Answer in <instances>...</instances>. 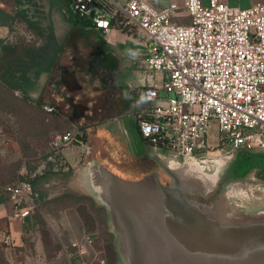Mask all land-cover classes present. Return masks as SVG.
Segmentation results:
<instances>
[{"label": "built area", "instance_id": "1", "mask_svg": "<svg viewBox=\"0 0 264 264\" xmlns=\"http://www.w3.org/2000/svg\"><path fill=\"white\" fill-rule=\"evenodd\" d=\"M68 8L79 26L103 38L112 29L137 38L145 51L146 79L154 73L163 76L140 89L137 128L148 144L180 157L264 150V2L238 9L220 0H183L181 7L170 2L161 8L147 0H69ZM180 9L187 22L175 20ZM3 34L8 31L0 28ZM212 123L214 146L208 143ZM82 138L72 125L52 133L48 147L60 155L63 147L82 144ZM0 141L7 145L10 139L0 133ZM21 177L6 184L3 193L12 218L23 221L34 202L31 185ZM92 243L83 234L71 246L83 257Z\"/></svg>", "mask_w": 264, "mask_h": 264}, {"label": "rangeland", "instance_id": "2", "mask_svg": "<svg viewBox=\"0 0 264 264\" xmlns=\"http://www.w3.org/2000/svg\"><path fill=\"white\" fill-rule=\"evenodd\" d=\"M2 1L9 6L12 14L11 22L7 26L8 35L0 36V50L3 45H11L15 46V52L0 61V73L9 67L11 70L18 69L17 75L26 70L27 77L35 83L38 95L34 99L32 93L28 91L23 96L21 92L8 90L0 84V133H15L17 132L15 127L18 128L20 135L17 141L20 152L18 164L25 167V181L35 182L34 207L31 215L38 225L37 232L45 254L44 259L41 258L34 240L30 237L25 239L21 247L6 246L4 253L7 264H47L59 250L75 252L71 246L75 240L66 243L60 234L61 231L53 228L49 223L50 217L55 218L61 215L59 211L66 208L75 209L84 222L85 230L94 231L98 236L95 247L101 251L100 257L95 258V261H91V258L89 260L91 251H93L92 243L89 249L90 253L79 258L88 259L92 264H118L105 210L97 206L79 189L76 184V163L72 167L67 166L62 159L55 158V155L49 150V137L52 132L59 129L57 123L47 120L41 106L42 101L52 95L50 83L57 76L59 69H76L83 89L78 96L93 107L92 112L96 115L95 122L108 120L101 127L120 141L127 139L133 141L138 139L139 141L133 113L135 105L140 101L133 99L134 104L132 102L129 105L124 104L130 96L126 91L125 82H131L134 72L123 62L120 74L122 88H112L105 72L100 67L90 65L99 47L105 46L97 36L90 31H81L71 24L69 28L63 29L58 42L50 38L49 27L53 30L54 23L55 27L61 29V25H63L58 20L52 21V15L59 12L60 21L66 22L68 19L66 11L63 12L64 7L61 6L62 0ZM16 11L38 23L42 30V37L37 36L33 31H28L24 23L15 16ZM117 48L132 54L136 59L144 56V48L138 39L132 36L123 35L118 39ZM32 55L33 57L30 58ZM125 60L126 58H124ZM37 73L39 75H36ZM62 108L61 112L70 115L64 106ZM70 118L78 127L86 129L88 141L85 148L93 147L96 151L100 145V137L95 131V124L86 123L75 115ZM67 126L70 127L69 124ZM215 132L216 123H212L208 130V143L211 146L217 143ZM140 144L146 152L151 151L148 144L143 141H140ZM84 151L85 149L81 155L82 161L78 166L84 165L89 159L85 156ZM247 153L264 155V150H253ZM214 155L218 156L219 152ZM234 156V159L241 158L242 151H236ZM158 170L160 171V169ZM119 171L128 177L125 179L137 180L155 170L149 164L135 162L131 167H125ZM159 177L162 182L168 181L162 172L159 173ZM240 183L243 184L246 193V187L264 189V179L258 178L253 169L242 177Z\"/></svg>", "mask_w": 264, "mask_h": 264}, {"label": "water", "instance_id": "3", "mask_svg": "<svg viewBox=\"0 0 264 264\" xmlns=\"http://www.w3.org/2000/svg\"><path fill=\"white\" fill-rule=\"evenodd\" d=\"M148 145L167 182L157 171L128 180L94 158L76 170L79 189L106 212L118 264H264V189L235 194L237 150L180 157Z\"/></svg>", "mask_w": 264, "mask_h": 264}, {"label": "crops", "instance_id": "4", "mask_svg": "<svg viewBox=\"0 0 264 264\" xmlns=\"http://www.w3.org/2000/svg\"><path fill=\"white\" fill-rule=\"evenodd\" d=\"M182 1L183 0H147V2L155 8L167 6L170 2H173L179 7H181ZM220 1L238 9H247L254 4L264 2V0ZM203 2L204 4H206L208 0H203ZM68 5L69 0H62L61 6L62 8L64 7L63 12L66 11V14L68 16L66 22L60 21L58 15L59 12H56L55 15H52V21L58 20L59 22H61V24H63L61 25V29L55 27L54 23L53 30L50 27L53 33V40H57L58 42L63 29L69 28L71 24L80 29L81 31L84 30L92 32L105 44L107 48L113 51V54L118 59L121 60V66L118 71L120 85H122L120 74L123 62H125V65L127 67L133 70L134 78L131 79V82H125L126 91L128 92V94L131 93V90H140L142 85L144 84H155L158 83L160 79H162L163 76L160 73H154L152 74V77L148 76V79H146V74L144 73L142 64V60L145 57V51L143 57L136 59L132 56V54H129L128 52L124 50H119L117 48L118 39H120L123 35H130L121 32L117 29H112L109 34L105 38H103L96 31L83 29L81 26H79L75 18L70 14ZM11 14L12 13L9 6H7L2 0H0V28H2L3 31L7 30V26L11 22ZM175 17V20L178 22L184 23L188 21L186 13L182 9L175 13ZM124 58H126L125 61ZM81 86L82 85L77 77V71L73 68H60L57 76L50 83L52 95L45 98V101H42L43 104L41 107L49 106L54 109V111L51 113H46L43 109L42 112L46 114L47 120L54 121L55 123H57V127L59 130L55 132L65 131L69 129L72 125L77 126L76 124H74V122H72L70 117L74 115L73 110L71 111L72 107H75L74 99L79 96L75 94L70 96L65 95L64 89H68V92H74L81 89ZM30 93H32V95L34 96V99L37 98L38 93L36 89L30 91ZM61 98H63V100H65L66 103H68L70 106L68 104V107L64 106V102L61 101ZM133 99H137L140 101L137 105H135L136 107L134 111L137 112L141 107H143L141 95L133 94V96H129L124 103L125 105H129L130 102L134 104ZM62 106L67 109L70 115L64 114L63 111L61 112L60 109L63 110ZM80 107L83 108V106ZM67 124L70 125L69 128ZM15 128L18 131V128ZM105 131L106 130L100 131L98 133V136L100 137V145L98 146V149L94 151L91 156L88 157V160L93 158L97 159L115 174L120 169H123L125 167L129 168L134 165L135 161H133L127 153L128 150L126 151L125 149H123L118 143V141H115L113 139L114 136L112 134V136L108 135ZM16 137L17 134L11 132L10 134H7V138L10 139L7 145L2 144L0 141V241H3L8 246L10 245L12 247H21L23 246L25 239L27 240L31 237V239L35 242L36 249L40 252L41 258L43 257L44 259L45 254L42 250V243L37 232L38 225L36 223V220L32 215L28 216L23 221L12 218L11 204L7 201L3 193V187L6 184L15 181L20 174H22L21 178L24 179V174H26L25 167L23 165L19 166L18 164L20 159V152ZM138 138L139 141L138 139L136 141L127 139L125 141H122L121 143L125 148L129 149L131 152H141L147 155V152L140 144V141H143L146 144L148 143L142 139L139 132ZM87 139L88 138H86V141L82 142V144L69 145L63 147L59 151L61 157L60 159H62V161L67 164V166L72 167V165L76 163L75 166L79 167L78 165L82 161L81 155L83 150L85 149L84 154L86 153V150H88L87 148H85V144L88 141ZM59 212L61 213V215L55 218L50 217L49 223L52 225L53 228H57L59 231H61L60 234H62V236L64 237V241H66V243H70L73 240L80 239L83 234H87L93 240V251H91L89 260L91 258V261H93L95 258L100 257L101 251L95 247V245L97 244L98 236L94 231L85 230L84 222L81 216L77 214L75 209L66 208L64 210H60ZM89 253L90 251L88 252V254ZM91 261H88V259L82 260L71 250H59L56 256L49 260L47 264H92Z\"/></svg>", "mask_w": 264, "mask_h": 264}, {"label": "flooded vegetation", "instance_id": "5", "mask_svg": "<svg viewBox=\"0 0 264 264\" xmlns=\"http://www.w3.org/2000/svg\"><path fill=\"white\" fill-rule=\"evenodd\" d=\"M91 66H97L100 67L106 74L107 79L109 80V82L111 83V87L112 88H122L120 85V78H119V74L118 71L120 69L121 66V60L118 59L114 54L113 51H111L109 48H107L106 46H101L99 47V49L96 51L95 53V57L92 59V61L90 62ZM76 70V69H75ZM114 85V86H112ZM82 86L81 89H79L78 91H74V92H68V89H64V94L65 95H78L81 91H82ZM132 93V94H131ZM130 96L133 94H141V90H131ZM66 96V97H68ZM61 101L64 102V106L68 107V103H66L65 100H63V98H61ZM68 104V105H67ZM74 104L75 107L71 109V111L73 110L74 115L79 117L82 121L86 122V123H91V124H95V128H96V133H99L100 131H104L106 129H104L103 127H101V125L105 124L108 120H101L99 122H95V117L96 115L94 114V112H92L93 107L86 103L85 100H83L82 97H77L74 99ZM125 104V103H124ZM123 104V106H124ZM70 106V105H69ZM80 106H83L80 107ZM134 119H135V123H136V128H137V116H136V111H134L133 113ZM81 131L82 134L85 138H87V133H86V129L84 127H78ZM108 135L112 136L107 130L105 131ZM113 139L115 141H118V143L120 144V146L125 149L127 151V153L129 154V156L132 158L133 161L137 162V163H141V164H145V165H151L152 169L155 171H158L160 174L161 172L158 170V167L156 165V163L151 160L150 158L147 157L146 154H143L141 152H131L129 149L125 148L122 145V141L118 140L117 138ZM253 151V150H252ZM94 153V149L93 147H90V149L86 150L85 156L89 157ZM232 171L234 172L235 175L241 177L242 175H246L249 171H251L252 169L254 170L255 175L260 178V179H264V155H251L249 153H247V151L243 150L242 151V157L239 159H235L232 163ZM116 174H118L119 176L123 177V178H128L126 175H124L121 171H118Z\"/></svg>", "mask_w": 264, "mask_h": 264}, {"label": "trees", "instance_id": "6", "mask_svg": "<svg viewBox=\"0 0 264 264\" xmlns=\"http://www.w3.org/2000/svg\"><path fill=\"white\" fill-rule=\"evenodd\" d=\"M20 1L21 0H19V2ZM14 14L22 23H24L28 31H33L37 34V36L42 37V30L38 23H35V21H32L25 14L20 13L18 11H16ZM123 30L127 32L126 27H124ZM49 36L50 38L53 39V33L50 27H49ZM14 52H15V46L3 45L0 50V61L12 55ZM32 57L33 55L30 56V58ZM24 66L26 67L27 65H24ZM17 67H20V66L17 65ZM18 71H19L18 69L11 70V68L9 67L6 69V71L0 73V84H2L8 90H11L14 92H21L23 96H25L28 91H32L35 89V83L34 81H32L31 79L27 77L26 70L22 71L19 75H17V73H19ZM36 75H39V74L37 73ZM15 133L17 134L16 139L18 141L19 133L18 131ZM82 140L85 141L84 136ZM76 144L77 143H74L71 145H76ZM55 158L60 159L61 157L60 155H56ZM29 184L31 185L32 191H35V182L32 181ZM6 246L7 245L3 241H0V264H7L6 256L4 253Z\"/></svg>", "mask_w": 264, "mask_h": 264}, {"label": "bare ground", "instance_id": "7", "mask_svg": "<svg viewBox=\"0 0 264 264\" xmlns=\"http://www.w3.org/2000/svg\"><path fill=\"white\" fill-rule=\"evenodd\" d=\"M216 160V164L219 162L221 163V160L220 159H215ZM189 165H194V163L192 162H188ZM205 165H209V161L208 160H205L204 162ZM244 187L243 185H240V184H234L233 185V191L235 192V194L242 200H245L247 197H248V194L244 191ZM261 191H255L252 193V195L254 196H258L260 195Z\"/></svg>", "mask_w": 264, "mask_h": 264}]
</instances>
